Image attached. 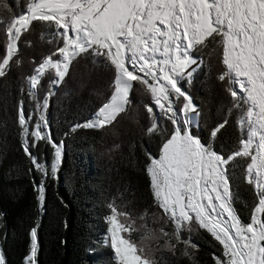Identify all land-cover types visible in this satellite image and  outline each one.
<instances>
[{"label":"snow or ice","instance_id":"6c2138e0","mask_svg":"<svg viewBox=\"0 0 264 264\" xmlns=\"http://www.w3.org/2000/svg\"><path fill=\"white\" fill-rule=\"evenodd\" d=\"M5 16L7 43L6 54L0 60V77L18 53L17 41L33 22L55 26L53 36L63 42L28 77V94L34 100L47 72L54 70L50 87L59 84L72 61L91 52L114 68V91L93 120L77 127L111 125L126 110L137 83L151 97V104L144 105L152 121L147 132L161 131L152 105L171 122L174 130L170 138L162 144L158 158L149 156L146 168L153 197L174 227L171 234L161 228L162 236L180 242L182 230L195 224L223 246V258H216L215 264H264V0H28L27 13L19 16L12 14L7 0H0V24ZM213 42L216 48L210 56L222 49L224 71L218 79L228 82L227 92L232 98L228 111H239L237 123L244 133L238 149L226 157L192 133L193 124L199 126L200 110L181 86L185 77L191 81L196 70L192 65L204 63L193 58V50ZM57 53L59 59L54 58ZM51 95L49 91L42 103H36L39 116L33 130L29 128L33 117L26 116L23 102L18 123L24 152L38 171L44 172L45 166L38 163L30 148L46 141L55 149L51 163V175L55 177L63 145L53 142L46 131L44 113ZM181 98L183 104L178 107ZM226 123L227 120L213 129V140ZM28 137L32 138L31 144ZM237 158H250L245 178L254 184L258 197L246 224L233 207L228 172ZM36 190L42 204L43 182ZM108 208L104 243L112 249L116 264H157L133 239L137 229L134 221L129 222V214L119 212L114 203H109ZM30 236L26 264H36L35 227ZM185 243V254L188 247H197ZM169 247L174 249L175 245ZM0 264H5L2 255Z\"/></svg>","mask_w":264,"mask_h":264},{"label":"trees","instance_id":"16d2710c","mask_svg":"<svg viewBox=\"0 0 264 264\" xmlns=\"http://www.w3.org/2000/svg\"><path fill=\"white\" fill-rule=\"evenodd\" d=\"M7 2L17 16L26 9L28 0ZM7 22L5 16L0 24V60L6 54ZM55 31V26L33 22L17 41L18 53L0 77V253L5 264H26L34 227L36 264H116L112 249L105 246L103 239L109 203L129 214V222L134 221L137 229L133 239L157 264H215L223 254V246L207 230L194 224L191 229L182 230L180 242L169 240L160 232L163 228L171 234L174 227L153 197L146 168L149 156L159 155L174 127L158 113L161 131L147 132L152 121L144 105L151 104V97L141 85L134 84L126 110L104 128L77 127L91 121L112 94L115 71L103 57L91 52L79 55L62 82L50 87L54 70L47 72L36 99L29 96L28 77L43 59L63 46L62 40L53 36ZM214 48L213 42L193 50L192 54L204 63L195 66L191 81L185 77L181 86L200 110L199 126L191 128L193 134L226 157L238 149L244 133L237 123L239 111H228L232 107L228 82L218 79L224 71L222 49L210 56ZM58 57L57 53L54 58ZM49 91L52 95L44 113L46 131L53 142L63 145L55 177L51 175L52 145L40 141L30 148L45 166L44 172L38 171L24 152L18 123L23 102L26 116L33 117L30 131L34 129L39 116L36 103H42ZM225 120V127L213 140L211 132ZM28 139L31 144L32 138ZM248 162L249 158H237L228 169L233 207L241 222L251 219L258 202L253 184L245 178ZM41 182L45 189L42 204L36 190ZM146 233L148 238L144 239ZM185 242L197 247H188L185 254ZM170 244L175 248L171 249Z\"/></svg>","mask_w":264,"mask_h":264},{"label":"rangeland","instance_id":"374dc122","mask_svg":"<svg viewBox=\"0 0 264 264\" xmlns=\"http://www.w3.org/2000/svg\"><path fill=\"white\" fill-rule=\"evenodd\" d=\"M27 13V7H26V9L21 13V14H19V15H22V14H26ZM19 15H17V16H19ZM192 56H193V58L194 59H196L197 61H199V57H196V56H194L193 54H192ZM58 59H59V57H58ZM44 60V59H43ZM196 65H192V67L194 68ZM113 91H114V88H113ZM113 91H112V93H113ZM112 95V94H111ZM111 95L106 99V101L111 97ZM110 100V99H109ZM108 100V101H109ZM151 100V99H150ZM106 101L104 102V103H106ZM107 101V102H108ZM192 102H193V104H195L194 103V101L192 100ZM103 103V104H104ZM178 104V103H177ZM182 104H183V100H182ZM182 104H180V105H178V107H182ZM195 105H197V104H195ZM153 107H154V111L156 112V114H158L159 113V110L158 109H156L155 108V106L154 105H152ZM198 107V106H197ZM96 116V115H95ZM95 116L92 118V120L95 118ZM193 125H195V123L193 124ZM174 130V129H173ZM192 131V130H191ZM193 133V132H192ZM171 136V135H170ZM170 138V137H169ZM57 145H60V144H57ZM54 152H55V149L53 148V154H54ZM160 154V153H159ZM159 157V155L157 156V157H154V158H158ZM249 162H250V158H249ZM39 163V162H38ZM150 163V162H149ZM253 186H254V184H253ZM255 188V187H254ZM248 222H250V220L248 221ZM248 222H242V223H248ZM107 235V232L105 233V235H104V240H105V236ZM224 251V250H223ZM30 254V252L28 253V255ZM0 255H1V253H0ZM28 255L25 257V260H26V258L28 257ZM220 258H223V254H222V256L220 257Z\"/></svg>","mask_w":264,"mask_h":264},{"label":"water","instance_id":"95a60500","mask_svg":"<svg viewBox=\"0 0 264 264\" xmlns=\"http://www.w3.org/2000/svg\"><path fill=\"white\" fill-rule=\"evenodd\" d=\"M187 94L190 96V94H189V93H187ZM190 97H191V96H190ZM102 105H103V104H102ZM102 105H101V106H102ZM101 106H100V107H101ZM196 106H197V105H196ZM62 149H63V148H62Z\"/></svg>","mask_w":264,"mask_h":264},{"label":"bare ground","instance_id":"6f19581e","mask_svg":"<svg viewBox=\"0 0 264 264\" xmlns=\"http://www.w3.org/2000/svg\"><path fill=\"white\" fill-rule=\"evenodd\" d=\"M109 99H110V98H109ZM109 99H108V100H109ZM108 100H107V101H108ZM107 101H106V102H107Z\"/></svg>","mask_w":264,"mask_h":264}]
</instances>
